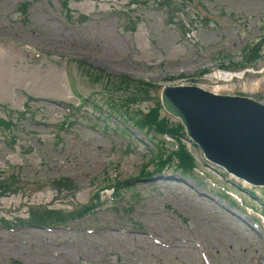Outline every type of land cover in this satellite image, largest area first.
Listing matches in <instances>:
<instances>
[{
    "label": "rangeland",
    "instance_id": "rangeland-1",
    "mask_svg": "<svg viewBox=\"0 0 264 264\" xmlns=\"http://www.w3.org/2000/svg\"><path fill=\"white\" fill-rule=\"evenodd\" d=\"M183 1L0 0V182L15 190L0 196V264H264V187L220 175L185 131L196 179L144 178L151 143L173 141L109 116L120 77L151 98L183 85L264 104V0ZM260 42L254 65L222 68ZM82 206L60 226L16 222Z\"/></svg>",
    "mask_w": 264,
    "mask_h": 264
},
{
    "label": "water",
    "instance_id": "water-1",
    "mask_svg": "<svg viewBox=\"0 0 264 264\" xmlns=\"http://www.w3.org/2000/svg\"><path fill=\"white\" fill-rule=\"evenodd\" d=\"M159 100L205 161L230 177L264 187V104L183 85L162 87Z\"/></svg>",
    "mask_w": 264,
    "mask_h": 264
},
{
    "label": "trees",
    "instance_id": "trees-1",
    "mask_svg": "<svg viewBox=\"0 0 264 264\" xmlns=\"http://www.w3.org/2000/svg\"><path fill=\"white\" fill-rule=\"evenodd\" d=\"M178 1L180 2L166 3L168 12H179L180 10L178 9V6H186L184 1ZM167 2H170V0H167ZM262 45L263 42H260L247 48L240 61L232 62L228 66L222 68L227 71H235L243 70L254 65L257 55L259 54L260 49H262ZM205 72L206 71H203V73ZM95 80L97 81L96 77ZM156 89L157 87L154 84L130 81L123 77L115 78L114 80H107L106 89L104 91L108 92L109 101H111V111L109 112V116L116 117L125 125L129 124L136 127L140 132H142L143 129L148 130V132L155 131L161 135H167L173 141L171 144L161 141L151 143V152L153 153L150 158V164L155 168L152 169V172H145L143 174L144 178H150L157 173L170 169L173 170V172L179 173L182 177H190L195 180V160L186 145L180 140V137L184 135L183 127L180 123L172 125L165 117L162 119L160 118L162 107L158 95H155L156 98L149 97V93L156 91ZM150 101L155 103V107L151 108L146 114H143L140 109H135L138 108L142 102ZM0 123H3V121H0ZM168 146H171V148ZM215 169L220 175L224 177L226 176V174L219 168L215 167ZM128 181L130 180H127V182ZM111 185L112 184H110V187ZM117 187L118 185H114L113 189L115 190ZM13 192H15L13 185L9 186L4 182H0V196L11 194ZM248 194L253 196L251 192ZM225 197L227 196L225 195ZM261 202L263 201L261 200ZM89 212L90 208L85 206H82L71 213H64L43 207H32L25 220L17 219L16 222L20 223L19 225L26 226L53 227L64 225L67 222L68 217H79L80 215Z\"/></svg>",
    "mask_w": 264,
    "mask_h": 264
},
{
    "label": "bare ground",
    "instance_id": "bare-ground-1",
    "mask_svg": "<svg viewBox=\"0 0 264 264\" xmlns=\"http://www.w3.org/2000/svg\"><path fill=\"white\" fill-rule=\"evenodd\" d=\"M226 77V76H225ZM220 78V77H219ZM214 92V91H213ZM115 236V235H114ZM116 237V236H115ZM114 238V237H113ZM119 238V237H118ZM111 239V238H110ZM140 239H142V238H140ZM117 240V239H116ZM158 242V241H157ZM143 246V245H142ZM149 247V246H148ZM165 247V246H164ZM175 248V247H174ZM145 251H146V249H145ZM142 253H143V251H142Z\"/></svg>",
    "mask_w": 264,
    "mask_h": 264
}]
</instances>
